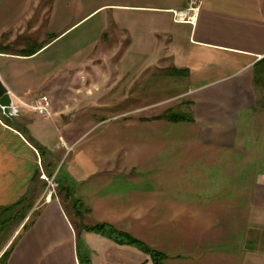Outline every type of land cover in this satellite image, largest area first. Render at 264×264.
I'll list each match as a JSON object with an SVG mask.
<instances>
[{"label": "crops", "instance_id": "crops-1", "mask_svg": "<svg viewBox=\"0 0 264 264\" xmlns=\"http://www.w3.org/2000/svg\"><path fill=\"white\" fill-rule=\"evenodd\" d=\"M189 1L0 0V209H27L7 264H153L80 230L96 223L164 264H264V0H200L176 21ZM39 165L59 184L47 201Z\"/></svg>", "mask_w": 264, "mask_h": 264}, {"label": "trees", "instance_id": "trees-1", "mask_svg": "<svg viewBox=\"0 0 264 264\" xmlns=\"http://www.w3.org/2000/svg\"><path fill=\"white\" fill-rule=\"evenodd\" d=\"M160 117L167 119L169 121H190V120H192V117L189 114H184V113L180 114V113L175 112L173 110H166L164 113L161 114ZM58 189H59V187H58ZM20 204H21V202H18V203L14 204L10 207L1 208V209H3V210L14 209V208L19 207ZM26 226L27 225L24 224L22 228H25ZM81 229L103 235V236L111 239L112 241H114L118 244H125V245L137 247V248L143 250L144 252H146L150 256V259L152 260L153 264H164L165 256L161 252L147 247L141 241L134 239L129 234L116 229L115 227H113L110 224L96 223L93 225L82 226V227H80V230ZM79 235H80V232L77 231L76 232V243H77V245H79ZM10 249H11V247H9L8 250H6L1 255L0 264H7V259L9 256ZM79 257L81 260H83L82 264H89L87 257H85V256H79Z\"/></svg>", "mask_w": 264, "mask_h": 264}, {"label": "rangeland", "instance_id": "rangeland-1", "mask_svg": "<svg viewBox=\"0 0 264 264\" xmlns=\"http://www.w3.org/2000/svg\"><path fill=\"white\" fill-rule=\"evenodd\" d=\"M99 20V16H96L91 21L87 22L84 26L76 30L75 32L68 34L59 42L60 46L64 47L66 51L71 50L72 46L78 44V40L81 38V42L84 39L82 36V32L89 29L92 25L97 23ZM119 38L116 36H112V38L104 36L102 43H117ZM34 43V42H33ZM69 55V54H68ZM171 90V89H170ZM173 92V90H171ZM176 90H174L175 92ZM175 104V103H174ZM121 108V107H120ZM57 191V190H56ZM27 209L17 207L14 209L3 210L0 209V248L4 245L7 238L14 232V229H18L20 227V222L24 218ZM34 213L29 217L28 222L32 219ZM17 231V230H16Z\"/></svg>", "mask_w": 264, "mask_h": 264}, {"label": "built area", "instance_id": "built-area-1", "mask_svg": "<svg viewBox=\"0 0 264 264\" xmlns=\"http://www.w3.org/2000/svg\"><path fill=\"white\" fill-rule=\"evenodd\" d=\"M200 0H190L189 1V6L187 7V9L185 11H178V12H174V16H175V20L176 21H193V17L189 16L188 13L189 12H193L196 11L198 9V5H199ZM32 108L33 111L37 112L38 114L41 115H45L49 112V108H50V103L49 100L46 96H42L41 98H39L38 101H36V103L32 106H30ZM40 167V165H39ZM40 171H41V167H40ZM40 178L42 180L45 181V190H44V194H43V199L44 201L50 200V198H52V196L56 195V190L59 187V184L56 180L55 174L53 175H46L43 171H41L40 173Z\"/></svg>", "mask_w": 264, "mask_h": 264}, {"label": "water", "instance_id": "water-1", "mask_svg": "<svg viewBox=\"0 0 264 264\" xmlns=\"http://www.w3.org/2000/svg\"><path fill=\"white\" fill-rule=\"evenodd\" d=\"M0 107L7 111H12L13 109V103L10 97L8 96L6 89L2 86L0 83ZM38 173V170L34 172V176ZM33 176V177H34Z\"/></svg>", "mask_w": 264, "mask_h": 264}]
</instances>
